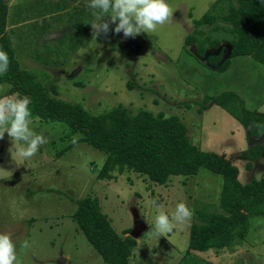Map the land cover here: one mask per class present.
Here are the masks:
<instances>
[{"label":"rangeland","instance_id":"obj_1","mask_svg":"<svg viewBox=\"0 0 264 264\" xmlns=\"http://www.w3.org/2000/svg\"><path fill=\"white\" fill-rule=\"evenodd\" d=\"M37 1L9 3L7 26L20 65L38 77L45 75L43 79L48 84L57 83L58 97L80 102L94 113L122 103L133 110L176 114L186 123L194 144L232 159L239 167L242 183L264 175V155L251 168L246 167L247 160L239 157L251 143L245 127L220 105L210 102L203 108L207 95L234 90L247 109L264 113V63L249 55L233 56L229 68L218 70L195 56L192 47L184 48L193 20L201 17L215 0H168V21L150 34L125 39L109 31L95 38L91 29V37L64 63L61 62L68 57L61 55L60 45L54 55L47 56L49 50L37 44L40 54L37 51L36 57L27 56L23 44L19 49L16 46L15 35L24 30L33 31L39 39L42 34L54 33L56 26L44 24L42 19L54 18L48 3L61 1L43 0L46 9ZM74 1L78 9L85 10L87 0ZM18 9L23 10L18 14ZM68 13L70 9L61 12L56 22L64 31L68 30ZM21 16L27 18L23 25L18 24ZM61 39L64 37L53 42L59 44ZM50 43L47 45L52 49ZM228 50L225 45L224 53ZM129 80L138 86L130 89ZM9 87L8 83H0V96L12 95L7 94ZM30 127L43 132L48 143L28 160L16 154L6 134L0 139V232L10 233L16 242L14 264H112L103 260L71 218L76 200L85 195L99 199L120 234L141 226L135 236L138 244L131 264H264V218L259 216L251 219L245 241L234 250L188 251L193 210L205 205L219 208L222 176L202 168L195 176H172L167 184L152 182L131 171L115 179H99L97 173L106 156L103 151L79 142L57 157L56 151L75 138L67 136V125L35 118ZM178 202L191 209V217L158 236L153 228L154 214L170 213Z\"/></svg>","mask_w":264,"mask_h":264},{"label":"trees","instance_id":"obj_2","mask_svg":"<svg viewBox=\"0 0 264 264\" xmlns=\"http://www.w3.org/2000/svg\"><path fill=\"white\" fill-rule=\"evenodd\" d=\"M37 2L46 9L43 0ZM60 3H48L55 16L50 19L56 18ZM76 6L74 1L68 21L73 23L77 34L82 31L81 36H86L91 33L89 23L94 19L93 14L88 8L82 10ZM8 13L7 0H0V50L9 56V67L0 75V83L10 85L7 94L30 98V119L62 121L67 125V136L75 138L56 151L57 157L75 144L85 142L106 155L97 173L99 179H115L118 174L131 171L158 184H167L172 176H195L200 169H208L223 178L219 208L205 205L193 210L188 251L234 250L245 241L251 219L264 218V175L242 183L239 167L232 159L225 153L203 150L194 144L186 123L176 114L154 113L145 108L133 110L122 103L94 113L80 102L58 97L57 83L48 84L43 79L45 75L39 78L33 70L20 65L7 26ZM61 17L59 13L56 19L59 21ZM82 42L74 43L72 38L69 42H59L61 51L68 57L61 63L68 60ZM223 42L232 47L228 58H224L223 49L207 54L217 51ZM190 47L195 56L218 70L229 68L233 56L249 55L264 63V0H215L201 17L193 20V29L184 38V48ZM127 85L130 89L138 86L134 80H129ZM210 102L222 106L245 127L248 142L264 134V113L247 109L236 91L207 95L203 108ZM263 155L264 143L249 144L239 157L247 160L246 167L251 168ZM71 218L104 261L131 264L138 244L137 238L130 234L132 228L120 234L96 196L77 199Z\"/></svg>","mask_w":264,"mask_h":264},{"label":"clouds","instance_id":"obj_3","mask_svg":"<svg viewBox=\"0 0 264 264\" xmlns=\"http://www.w3.org/2000/svg\"><path fill=\"white\" fill-rule=\"evenodd\" d=\"M85 7L94 16L89 25L95 38L109 31L113 35L121 34L125 39L140 33L150 34L158 25L165 24L171 15L168 0H87ZM8 67V53L0 50V75L6 73ZM30 103L26 95L0 96V139L6 134L12 142L11 147L23 160L33 157L48 143L43 132L30 127ZM191 215V209L184 202H178L170 213L157 211L153 216L154 231L163 236ZM15 261L16 242L10 233L0 232V264H14Z\"/></svg>","mask_w":264,"mask_h":264},{"label":"crops","instance_id":"obj_4","mask_svg":"<svg viewBox=\"0 0 264 264\" xmlns=\"http://www.w3.org/2000/svg\"><path fill=\"white\" fill-rule=\"evenodd\" d=\"M60 1H61V3H60L61 7L56 10L58 12V14L61 13V12L67 11V10L69 11V9L71 8L70 4L74 2V0H60ZM7 2H8V4L12 3V5H13L15 0H7ZM40 4H42V3H40ZM9 6H10V4H9ZM22 10L23 9H18L17 10L18 14ZM8 15H9V13H8ZM67 15H68V20H69V18H71V16H70L71 14L70 15L67 14ZM41 16H43V15L41 14ZM57 16L58 15L56 14V18H57ZM56 18L55 19H49V21L44 20L45 18H43V19L41 18L44 21V24L51 23V24L56 26V28L53 29L54 33L53 32H51V33L48 32L47 36H44L42 34V39H39L38 36L34 35L33 31H31V33H29L28 31L24 30L21 33H18V35H15V41H16L17 48H18L19 45L23 44V46L25 48L24 49L25 54L27 56H30V57H36V56H38L40 54V50L36 47L37 44H38V45H40V47L46 48L47 50H49V53H47V56H49V55L52 56V55H54V53L56 51L55 49H56L57 45H59L58 43L53 42L55 38L64 37V39H61L60 42H63L64 40L69 42L71 40V38H72V42L75 43L76 40H78V43H80L81 41H87V39L89 37H91L90 36L91 34H87L86 36L85 35L81 36L82 35L81 34L82 31L78 32V34H79L78 35L76 29H74V27H73V23H71L70 21L68 22V24L66 23V29H68V30L64 31L62 26H59V23H56L58 21L57 20L58 18L57 19ZM23 19H24L23 16H21L20 21L18 22V24H22L23 25L25 23L24 21L27 18H25L24 20ZM37 19L40 20V18H37ZM74 19H75V17H73V22H74ZM37 22H39V21H37ZM77 22H78V20L76 19V23ZM77 25H79V24H77ZM8 29H9V26H8ZM74 31H76V33H74ZM72 33H74V34L72 35ZM30 34H31V37H30ZM43 40H46L47 43L51 42L50 44L52 46V49H49L50 46H48L47 43H44ZM82 44H83V42L81 43V45ZM81 45L75 50L76 52L78 51V49H80ZM37 51H38V55H37ZM61 55H64V53L61 54ZM70 55H73V54H70ZM45 64H46V62H45ZM48 70H51V68L48 69Z\"/></svg>","mask_w":264,"mask_h":264},{"label":"water","instance_id":"obj_5","mask_svg":"<svg viewBox=\"0 0 264 264\" xmlns=\"http://www.w3.org/2000/svg\"><path fill=\"white\" fill-rule=\"evenodd\" d=\"M225 45L229 46V50H228V52L224 55V58H228V57L230 56V54H231V50H232V47H231V45H230L228 42H223V43L221 44L220 48H219L217 51H211V52L208 51L207 54H211V53H213V52L218 53L220 50L223 49V47H224ZM262 143H264V134H263L259 139H255L254 141H252L250 144H262ZM136 227H137L136 229H134L133 231H131V234H132L134 237H135V236H138V231H137V230L141 229V226H140V225H136Z\"/></svg>","mask_w":264,"mask_h":264}]
</instances>
